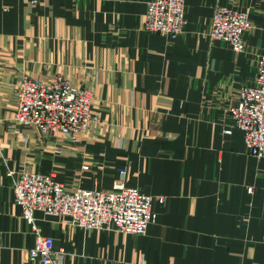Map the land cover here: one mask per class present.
<instances>
[{
	"label": "crops",
	"instance_id": "obj_1",
	"mask_svg": "<svg viewBox=\"0 0 264 264\" xmlns=\"http://www.w3.org/2000/svg\"><path fill=\"white\" fill-rule=\"evenodd\" d=\"M148 1L0 0V264H41L13 202L20 169L105 190L120 168L153 197L156 221L135 235L35 211L61 264H264V158L247 153L239 129L223 132L264 55V0H184L175 38L144 31ZM217 5L248 13L244 51L207 35ZM57 74L92 91L98 120L73 138L13 120L20 77Z\"/></svg>",
	"mask_w": 264,
	"mask_h": 264
},
{
	"label": "built area",
	"instance_id": "obj_2",
	"mask_svg": "<svg viewBox=\"0 0 264 264\" xmlns=\"http://www.w3.org/2000/svg\"><path fill=\"white\" fill-rule=\"evenodd\" d=\"M184 0H149L144 13V31L175 38L185 25ZM252 25L246 11L217 5L207 35L221 40L232 51L245 49L244 34ZM92 91L79 87L61 74L49 78L23 75L14 88V115L17 125H28L42 133H60L69 138L88 132L98 118L91 108ZM232 123L224 129L243 133L248 154L264 158V55L256 59L253 83L243 84L237 99L229 107ZM2 120L0 119V126ZM89 168V163L82 165ZM121 178L109 189H87L73 181L69 184L56 180L53 173L20 169L12 183L13 202L21 207V217L35 234V244L27 250L30 260L41 264H61L62 249L54 248V239L42 233L34 218L35 211L58 216L64 222L83 230L98 229L123 234L144 235L156 221L152 210L153 197ZM15 174L8 169L7 175ZM247 193L253 187L246 186ZM158 202L162 196L156 197Z\"/></svg>",
	"mask_w": 264,
	"mask_h": 264
}]
</instances>
